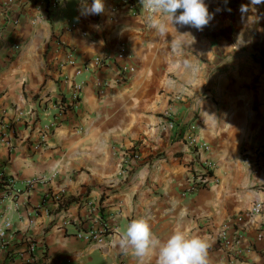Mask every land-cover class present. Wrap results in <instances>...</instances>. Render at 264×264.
<instances>
[{
	"label": "crops",
	"instance_id": "crops-1",
	"mask_svg": "<svg viewBox=\"0 0 264 264\" xmlns=\"http://www.w3.org/2000/svg\"><path fill=\"white\" fill-rule=\"evenodd\" d=\"M53 1L0 0V172L12 177L10 187L0 182V221L12 223L0 264H20L13 252L27 236L50 264H137L111 241L140 218L162 241L176 228L206 239L208 264H264V215L251 211L264 199V161L254 155L264 151V5L242 17L250 0H205L214 16L203 30L169 24L159 35L140 0L134 10L105 0V13L87 17L80 0ZM76 82L77 101L55 108ZM167 111L172 130L163 129ZM195 115L209 147L197 154L181 135ZM127 150L140 160L124 178ZM203 156L215 179L190 191L189 169ZM102 222L110 232L101 241L76 237ZM223 228L239 233L236 252Z\"/></svg>",
	"mask_w": 264,
	"mask_h": 264
},
{
	"label": "clouds",
	"instance_id": "clouds-1",
	"mask_svg": "<svg viewBox=\"0 0 264 264\" xmlns=\"http://www.w3.org/2000/svg\"><path fill=\"white\" fill-rule=\"evenodd\" d=\"M140 3L148 13L149 26L159 35L167 33L169 24L203 30L214 16L209 12L205 0H140ZM257 5H264V0H250V4H242V17L250 10L254 11ZM178 10H181L179 14ZM103 13L105 0H92L91 3L80 0L82 16ZM240 40L238 36V43ZM111 243L122 254L134 257L137 264H149L153 256L155 264H208L209 243L206 239L189 237L184 230L176 228L169 238L162 241L144 218L133 219L122 230L117 229Z\"/></svg>",
	"mask_w": 264,
	"mask_h": 264
},
{
	"label": "built area",
	"instance_id": "built-area-1",
	"mask_svg": "<svg viewBox=\"0 0 264 264\" xmlns=\"http://www.w3.org/2000/svg\"><path fill=\"white\" fill-rule=\"evenodd\" d=\"M63 0H54L53 4L56 5L57 3H60ZM124 5H127V7L130 10H134L136 5L133 0H120ZM126 54L125 46L122 45L119 47V49L116 52V57L121 60L124 55ZM74 59L72 57H69L68 63L73 64ZM105 62L102 57H95L93 59V63L96 67L103 64ZM118 67V77L121 82H125L128 79L127 73L129 68L126 64L119 63L117 65ZM85 70H88V68L85 66ZM80 72V71H78ZM109 83L105 80H100L96 83V89L99 94H103L105 92V89L108 87ZM81 90V83L76 82L73 83L71 86V94L70 98L66 102H61L58 105H56L55 108L58 107L59 110L63 109L66 106H69L71 104H74L75 101L79 98V92ZM176 99L180 100V97L176 96ZM165 123L163 125V129L168 128L169 130H172L175 126V121L172 117V114L170 111H167L165 113ZM178 133V132H176ZM180 134V132H179ZM182 139L184 142V145L190 149L193 150L194 153L197 154L198 151L207 152L209 150V147L207 143L203 142L199 138V128H198V117L195 115V118L188 124V126L185 128L184 132L181 134ZM256 158H260L261 161H264V151L258 150L254 152ZM198 165L195 167V169H189L191 182H190V191L197 189L199 187H202L206 184H208L209 181L214 180V169H215V163L212 159H210L208 156H203L197 158ZM140 160L139 152L136 150H127L123 152V159L120 165V175L124 178L127 177L130 170L133 166ZM0 182H2L5 186L10 187L12 183V177L5 176L2 172H0ZM31 183V181H28V185ZM56 201L59 205L63 203L62 197L56 196ZM88 206L92 207L93 204L91 202L88 203ZM251 211L253 213H260L264 215V199L256 200L254 201ZM96 212L97 209H96ZM100 218L99 216H97ZM65 223V222H64ZM12 223L8 218L2 219L0 221V244L2 245L4 242V237L9 229H11ZM109 226L107 223L102 222L100 225L95 226L92 224L84 225V227L76 230V237L80 239H84L86 242H99L101 241L110 231ZM219 238L223 241L224 244L229 245L231 247V250L236 252L235 245L239 241V233H234L230 238L227 235V231L225 228L221 229L219 234ZM260 238H264V233L259 234ZM24 247L22 249H15L14 255L19 258L20 264H50L49 263V257L46 254V249L44 247H40V241L31 237L27 236L24 240Z\"/></svg>",
	"mask_w": 264,
	"mask_h": 264
}]
</instances>
